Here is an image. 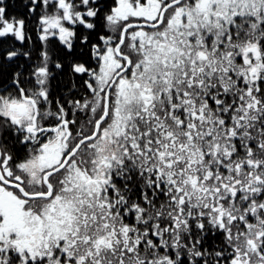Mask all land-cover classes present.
<instances>
[{"label": "snow or ice", "instance_id": "obj_1", "mask_svg": "<svg viewBox=\"0 0 264 264\" xmlns=\"http://www.w3.org/2000/svg\"><path fill=\"white\" fill-rule=\"evenodd\" d=\"M0 264H264V0H0Z\"/></svg>", "mask_w": 264, "mask_h": 264}, {"label": "flooded vegetation", "instance_id": "obj_2", "mask_svg": "<svg viewBox=\"0 0 264 264\" xmlns=\"http://www.w3.org/2000/svg\"><path fill=\"white\" fill-rule=\"evenodd\" d=\"M11 3L15 4L18 2V0H10Z\"/></svg>", "mask_w": 264, "mask_h": 264}]
</instances>
